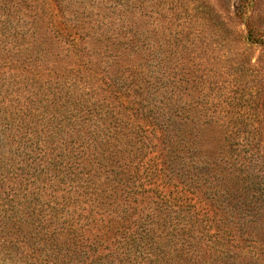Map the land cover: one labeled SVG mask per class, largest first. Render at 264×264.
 <instances>
[{
    "label": "rangeland",
    "instance_id": "obj_1",
    "mask_svg": "<svg viewBox=\"0 0 264 264\" xmlns=\"http://www.w3.org/2000/svg\"><path fill=\"white\" fill-rule=\"evenodd\" d=\"M263 37L264 0H0V264H264Z\"/></svg>",
    "mask_w": 264,
    "mask_h": 264
},
{
    "label": "trees",
    "instance_id": "obj_2",
    "mask_svg": "<svg viewBox=\"0 0 264 264\" xmlns=\"http://www.w3.org/2000/svg\"><path fill=\"white\" fill-rule=\"evenodd\" d=\"M244 1V0H241ZM248 1V0H246ZM245 12V11H244ZM243 12V13H244ZM252 33H253V29L250 27L249 28V34L248 36H246L247 39L251 40L252 37ZM264 38V37H263ZM263 38H259V39H263ZM262 42H264L262 40ZM183 75V72H182ZM171 77L170 75H168V79ZM178 80H180L181 78L177 77ZM166 94V100L168 102H171V100L174 99V93L173 92H165ZM171 113L169 112V115L167 117V120L172 121V116H170ZM170 123L166 124L167 128H170ZM191 131H199V129L197 128V124H193L190 128H189V133ZM185 133V131L178 130L177 133L175 135L179 136L180 138L177 140L178 143L175 146V148L172 150L173 152L170 154V161H168L169 166L167 167V169H169L170 173L169 175L174 177L175 179H179L181 180L180 182L183 183L182 181H184V179L187 177L192 179L191 185H194V187L201 185L202 183H204L205 179H210V175H216L218 173V171H220L222 169V167H219L216 162H214L212 160V158H210L209 156H207L205 153L204 155H193L192 153L193 151L195 153L196 152V144L193 145V141H189V144L187 142V138L183 135ZM180 134H182V136H180ZM192 136V133L190 134ZM193 137V136H192ZM192 139V138H191ZM184 154H191L190 156V166L187 167L184 165ZM228 171V170H227ZM228 173H230L228 171ZM231 174V173H230ZM233 177L236 178V176H234V174H232ZM238 175V174H236ZM238 181H240L238 178H236ZM130 183V182H129ZM204 187V186H201ZM239 187V186H238ZM239 191H238V207L240 210H238V212H235L234 215H236L235 220H237V222L240 223H249L252 220L255 221V217H257L258 215V208L252 206L251 208H247L246 207V203H245V199L249 198H260L257 197L258 195H260V193H264V187L262 184L255 182V184L249 188V190H244L241 187H239ZM230 188H229V183L227 179H223L221 181L220 187L216 188L214 190L207 188L206 192H204L203 194L199 192V196L200 199H198V202L200 204H203L204 206L208 207L210 210H212L215 214V219H216V223H221L222 226L219 228L220 230H222L225 226H227V230L224 232L227 235H229L228 233H235L236 230H232L229 228V220H234V219H230L229 216H227L228 211L224 210L221 212L220 208L218 210V207L220 204H222V202L224 201V199L222 198V196H220L219 193H225V194H229ZM251 192H253V194H251ZM256 195V196H255ZM252 197V198H251ZM264 199V197L262 198ZM182 206V205H181ZM194 206V205H192ZM246 207V208H245ZM242 216H249L250 219L245 220L244 218H242ZM254 217V219H253ZM226 218V220L224 219ZM223 227V228H222ZM239 233L237 235H240L243 233V231H248L246 230V228L242 225L239 226ZM242 232V233H241ZM239 239V238H235Z\"/></svg>",
    "mask_w": 264,
    "mask_h": 264
}]
</instances>
